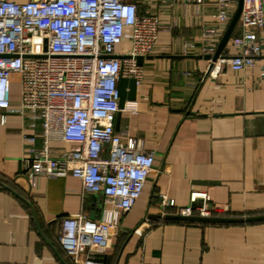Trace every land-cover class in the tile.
I'll return each mask as SVG.
<instances>
[{
	"label": "crops",
	"instance_id": "1",
	"mask_svg": "<svg viewBox=\"0 0 264 264\" xmlns=\"http://www.w3.org/2000/svg\"><path fill=\"white\" fill-rule=\"evenodd\" d=\"M140 6L156 12L163 28L153 49L141 61L136 57V99L116 128L154 151L155 164L134 207L119 211L118 235L95 256L104 264H264V220L153 217L163 195L187 205L193 189L208 191L226 216L264 214V77L258 67L234 71L228 62L216 75L208 73L205 47H218L222 37L204 40L202 28L216 23V0H142ZM259 36L264 58V30ZM129 47L126 38L117 49ZM27 122L16 113L3 122L0 113V264H76L59 243L61 219L78 211L99 217L102 196L86 192L72 174L41 176L31 188L22 130L37 135L39 148L45 141L40 127ZM69 146L49 141L55 156Z\"/></svg>",
	"mask_w": 264,
	"mask_h": 264
},
{
	"label": "built area",
	"instance_id": "2",
	"mask_svg": "<svg viewBox=\"0 0 264 264\" xmlns=\"http://www.w3.org/2000/svg\"><path fill=\"white\" fill-rule=\"evenodd\" d=\"M142 0H0V113L27 118L45 141L22 130L24 175L31 188L41 176L72 174L86 192L100 194L99 217L83 211L61 219L58 240L76 264H104V252L118 235L119 211L131 210L154 169L155 152L138 137L116 128L122 76L140 81L136 57L149 53L163 24L156 12L142 10ZM202 5L205 0H192ZM239 0H216L215 24L203 25L202 38H221ZM264 0H243L239 20L226 49L208 73L216 75L224 62L234 71L258 67L264 77ZM130 41L126 51L118 45ZM190 44V43H188ZM215 44L205 47L213 55ZM20 81V104L12 105V87ZM70 144L61 155L50 153L49 141ZM206 190L193 189L187 205L163 195L159 216H226ZM83 255H85L83 257Z\"/></svg>",
	"mask_w": 264,
	"mask_h": 264
},
{
	"label": "water",
	"instance_id": "3",
	"mask_svg": "<svg viewBox=\"0 0 264 264\" xmlns=\"http://www.w3.org/2000/svg\"><path fill=\"white\" fill-rule=\"evenodd\" d=\"M243 7V0H239L238 8L230 21L229 26L227 27L224 35L221 38V41L213 55L208 54L207 57L212 59L213 61L217 60V58L222 54V52L226 49V45L235 30L237 22L240 17V13ZM137 59L141 61L142 57L138 56ZM119 90H120V107L123 108L126 101H132L136 99L137 94V84L135 77H127L122 76L119 80ZM121 118V111L117 114L116 127L119 124ZM5 187H8L4 184ZM153 217L157 218L159 215H153ZM166 219L172 220H181V221H198V222H220V223H230V222H242V221H258L264 220V214L259 215H251L247 217H238V216H213V217H202L197 215H176V214H168L165 217Z\"/></svg>",
	"mask_w": 264,
	"mask_h": 264
},
{
	"label": "rangeland",
	"instance_id": "4",
	"mask_svg": "<svg viewBox=\"0 0 264 264\" xmlns=\"http://www.w3.org/2000/svg\"><path fill=\"white\" fill-rule=\"evenodd\" d=\"M13 86H14L13 88L17 89L19 91V93H20V81H19L18 78L14 80Z\"/></svg>",
	"mask_w": 264,
	"mask_h": 264
}]
</instances>
